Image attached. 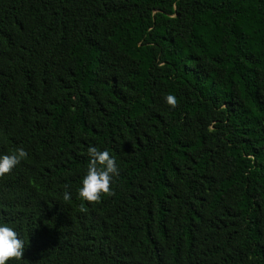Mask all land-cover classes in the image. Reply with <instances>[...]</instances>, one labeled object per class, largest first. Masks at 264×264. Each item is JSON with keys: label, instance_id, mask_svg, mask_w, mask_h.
I'll return each instance as SVG.
<instances>
[{"label": "trees", "instance_id": "trees-1", "mask_svg": "<svg viewBox=\"0 0 264 264\" xmlns=\"http://www.w3.org/2000/svg\"><path fill=\"white\" fill-rule=\"evenodd\" d=\"M15 146L0 219L22 264H264V0H0ZM89 146L119 169L92 204Z\"/></svg>", "mask_w": 264, "mask_h": 264}, {"label": "clouds", "instance_id": "clouds-1", "mask_svg": "<svg viewBox=\"0 0 264 264\" xmlns=\"http://www.w3.org/2000/svg\"><path fill=\"white\" fill-rule=\"evenodd\" d=\"M162 100L169 108H175L177 105V96L169 92L162 94ZM27 156L28 153L22 146H15L6 154H0V177L9 174L25 161ZM118 172L116 160L107 149L89 146L87 165L75 192L77 200L92 204L100 200L102 195H109L110 184ZM62 198L65 201L69 200V192L65 191ZM25 246V241L20 238L15 227L7 220L0 219V264H22L21 257Z\"/></svg>", "mask_w": 264, "mask_h": 264}]
</instances>
